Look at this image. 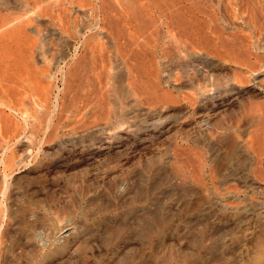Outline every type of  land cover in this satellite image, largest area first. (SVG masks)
Listing matches in <instances>:
<instances>
[{"label": "bare ground", "instance_id": "bare-ground-1", "mask_svg": "<svg viewBox=\"0 0 264 264\" xmlns=\"http://www.w3.org/2000/svg\"><path fill=\"white\" fill-rule=\"evenodd\" d=\"M109 103L121 116L112 127L117 132L93 137L95 144L90 136L84 145ZM174 109L184 111L190 129L164 151L173 164L198 165L175 208L160 207L163 201L145 206L136 232L121 222L87 231V212L74 226V213L64 221L53 212L61 196L43 184L49 173L68 170V181L93 186L104 172L80 160L70 164L76 154L115 150L118 163L126 161L129 145L155 137L142 124ZM225 115L231 123L224 132L214 120ZM225 142L228 159L217 169ZM126 174L110 177L100 191L110 203L102 209L140 196L137 174ZM96 194L89 203L99 200ZM192 195L199 202L186 209ZM210 202L229 215L230 227L264 212V0H0V264H22L25 253L26 264H233L239 252L217 246V227L208 229L215 239L206 231L210 213L199 219ZM193 220L201 225L196 236L187 227ZM63 223L69 227L51 239ZM154 241L162 250L135 256V245ZM263 262L260 254L254 264Z\"/></svg>", "mask_w": 264, "mask_h": 264}, {"label": "rangeland", "instance_id": "rangeland-1", "mask_svg": "<svg viewBox=\"0 0 264 264\" xmlns=\"http://www.w3.org/2000/svg\"><path fill=\"white\" fill-rule=\"evenodd\" d=\"M249 92H252V89H250ZM105 107H106V110L108 108L109 111H106V113H105V114H107L106 116H105V114L102 115V117L103 116H105V117L99 119V121L101 119H103V120H101V122L98 123V126H97L96 130L93 129L94 131L93 130L90 131L91 133L88 132L89 134L88 133L84 134V137H83V134H82V137H83L82 140L84 141V145H86L87 142H89L88 144L92 143V141L89 140L91 137H92L91 139H94L93 137H96V138L98 137V140H99V139H104L103 137L106 138L108 134L111 135L114 132H117L116 130L115 131L112 130V127L113 128L116 127L117 122L120 120L121 116L119 117V115H120L119 114V110H118V108L115 109L117 106H113V104H111V103L107 104V106L105 105ZM141 118L142 117H139L138 119L141 120ZM157 119L152 121L151 124L150 123L142 124V126L147 125V126H144V127H146L145 130L149 129L148 131H150L151 128L154 129V130H151L152 131L151 134L153 132H155L153 134L155 135L156 138L154 136H152L153 139H150V138H147L148 136H145L147 139L143 138V141L141 143H138V145H136L137 142L134 143V145L136 147L134 145H132V147H131V145H129L130 149H129V146L127 147V149L129 150V151L127 150V152L129 153V157H128L129 160L127 159L128 161L127 160L126 161L122 160L121 162L118 163V160H116L117 159V155L116 154L114 155L115 150H109V151L108 150H102L100 155L99 154L94 155L93 154L94 152L91 153V151L90 152L88 151V153H87V151H86L85 155L76 154V157H74L75 160L73 159L72 161L71 160L69 161L70 164H72L76 160L77 161L80 160L82 163L84 161V164H87V165H84V167L89 165L90 168L93 167L92 170L100 171V173L104 172L103 174H105V176L103 178H101L102 181H101V179L98 180L99 179L98 178V179H95V180H97V182L94 180V182H96L97 184L94 183L93 181L90 183L91 185L93 183L95 185H97V186H95L93 184V186L96 187V189L98 190L97 192H96L95 189H93L94 188L93 186L85 185L86 186L85 187L84 184L81 185L77 181L75 183L68 181L69 179L67 177H69L72 173L71 174H67L69 171L65 170V169H64L65 170L64 172L62 171L63 175H62L61 171H58V170H54L51 173H49V175L47 176V179H46L47 183L45 182L46 184L43 183L42 181H39V182L43 183L44 185H47V188H48V186L50 188L52 187L50 190H53L55 195H60L61 196V198H59V196H58L59 201L62 200V198L65 199L64 201L62 200L61 203L59 201H55V203H54V201H53V204H56V202L59 203L55 207L56 210L53 209V212L54 213L57 212L56 215H58V216L60 215V217L63 216V218H65L64 221L67 220L68 218L70 219V217L73 215L72 213H74L76 217L74 219H72V224L73 225L71 224V226H74L76 223H79L80 220L82 219L83 216L82 217H80V215L78 216V214H80V212L84 211L85 214L87 212L86 216L88 215V217H86V218L87 219L89 218V219L86 220L87 222H85V225L83 226V229L85 228V230H87V231H95V230L99 231V230H101L103 228V226H102V228H101L102 224H100V226H99L100 222H106V224L115 223L113 225H116L119 222H121V225H123L122 229H124L123 227L125 226L126 230H130V231L136 232L135 230H137V231L139 230V227H137L138 224L136 225V221H138L137 217H139L138 215H141L140 213H142L143 212L142 210L146 209L147 206L150 205V207H154V205L157 206V204H159V205L162 204V201H163V205H161L160 207H162L164 209L166 207L175 208L174 206H176L177 203L181 202V200H182V199H180L181 194H182V190L183 191L186 190V189H183V188L184 187L185 188L189 187L193 183V181L196 179L195 176H197V170H198V168H196V167H198V165H197L198 163L196 164L197 166H195L194 168L191 167L192 170H191V168H189V166L186 167L185 165H183V166H185V167H183L181 163H179L180 165L176 164V163L173 164L172 163L173 159L170 160L169 154L166 151H164V149L166 150L168 146H170V147L174 146V144L176 142L177 143L179 142V139L183 136V133H185V131H188L190 129V124H189L190 122L188 121L189 118L187 117V115H184V111L181 110V109H174L171 114H168V115L164 114V116L162 115L161 118L158 119L159 121ZM138 121L139 120L134 121V122H138ZM230 121H231V119L229 118L228 115H225L222 118H220V116H219L217 119L214 120V126L216 127L217 130L218 129H220V130L222 129L225 132L230 127V123H231ZM114 124H115V126H113ZM158 126L161 127L162 130L159 129ZM153 127H155V128H153ZM224 128H226V129H224ZM145 130H143V131H145ZM159 130H161V131H159ZM159 132L161 133L160 134L161 136L159 135ZM156 133H158V134H156ZM93 135H95V136H93ZM142 137H144L143 134H142ZM85 138L87 140H89V141L85 140ZM145 139H146V141H145ZM149 139H150V141H149ZM94 140L96 142L94 141L93 143L94 144L97 143V140L96 139H94ZM85 141H86V143H85ZM227 143H229V142H225L224 146L222 147V150H220L221 152L218 154L219 157H217V159H216L215 167L217 169L218 168L220 169V167H222L224 165V163H226V160L228 159L227 153H228L229 149L228 150L225 149V148H229V144H227ZM66 144H67V146H66L67 150L68 149L70 151H73V150L77 151L78 150V148L77 149L76 148L75 149H70L71 147H70L69 143H66ZM92 148L93 147H91V149ZM131 148H133V149H131ZM49 149H50L49 151H53L56 148H49ZM130 150H133L134 152L133 151L130 152ZM196 150L197 149L194 150V152H196L195 154H197V152H198ZM193 153H191V157H192ZM62 154H67V153H66V151H64V152H62ZM194 156L195 155H193V157L190 159L193 163L197 159V157H195L196 158L195 159ZM82 158H83V160H81ZM155 158H158V159H155ZM193 159H195V160H193ZM86 160H88V161H86ZM241 161H240L239 164H240V166L242 164L243 167H244L246 165V162L244 161V163H245L244 164V163H241ZM86 162H88V163H86ZM163 164L164 165L167 164V165L164 166ZM145 165L148 166L147 170L148 171L150 170L149 171L150 174L145 169V168H147V166H145ZM177 165H179V167ZM160 166H162V167H160ZM118 167H120V168H118ZM158 167L160 168L159 171H157ZM241 167H238V168L242 169ZM144 170H146L147 172L146 171L144 172ZM156 171H157V173H155ZM65 172H67V173H65ZM121 172L124 175H125V172H127L126 175H128L129 173L132 174V175H136L137 174L136 175L137 178L135 176H134L135 178H133V177L132 178L134 180L139 178V180H137L136 183H138V184L141 183L139 185H140V187H142V191L143 192L141 191V194L143 193V195L140 194V196H138V198H135L136 200H138L139 197H140V199H139L140 201L139 200L138 201H136V200L134 201V199H133V201H131L129 204H124V205L121 204V205L115 206L116 208L114 206H111V207H109L111 209V211L109 210V208H107V209L103 208L102 209V204L106 205V203L108 204L109 202H107L105 200V199H107L106 195H104V197L103 196H99V195H101L100 191L101 192H105V187L107 188V185L109 183H111L112 179L110 180V177L113 178L114 175L115 176H117V175L121 176ZM145 174H147V175L145 176ZM48 177L50 178L49 179L50 181L48 180ZM147 177H149V178H147ZM158 177L160 178V180L158 181V183H155L156 179L158 180ZM92 179H93V177H92ZM48 181H49V185H48ZM105 181H107V182H105ZM144 184H145V186L147 188L144 186ZM37 186H35V188L36 189H40V190L43 187V185H39L38 186L39 188ZM88 188L90 190H95V191H91V192L89 190V194L92 195V194L97 193L96 195L98 197H100L98 201L95 200L92 203H89L90 198H92V197L90 195H88V192L87 193L85 192L86 189H88ZM63 192L65 194H63ZM84 192H85V194H84ZM92 192H94V193H92ZM144 193H145V195L147 197L144 195ZM86 194H87V196H86ZM42 198H44V196L40 195L39 196V200L42 199ZM170 198L171 199L173 198V199L171 200ZM178 198L180 199V201H179ZM192 198L189 200V203H188L189 205L186 207V209H189L188 207H190V209L194 207L195 200H196L197 197L193 196ZM141 199H143V200H141ZM168 199H169V204H170V202L172 204L170 206L168 204ZM177 199H178V201H177ZM164 200H166L167 203ZM44 201H45V199L40 200L39 202L42 203V205H43V204H45ZM102 201H104L105 203L102 202ZM175 201L177 203H175V205H174ZM222 201H224V204L228 203V201H226L225 199H223ZM23 202H24V205H27L26 204L27 202H25V200ZM39 202H38V204H40ZM197 202H199V201H197ZM220 204H223V202L220 203ZM208 205H210V206L212 205L211 206L212 208L209 207V208H211L210 209L211 212H209L210 211L209 209L207 211L205 210V212H208V213L203 212V214H205V215H203L202 213H201L202 215L199 214V219L202 217L200 220H203L204 217L206 216V214L208 216L209 213H210V215L207 218L211 217L209 220H211V219L212 220L210 221L211 224H207L208 228L206 229V231L208 232V234L211 235L210 238H212V239L216 238L217 239L216 240L218 242L217 246H219V243H221L222 246L225 245V247L223 246L224 248L228 249L230 247L228 249L230 251L228 253V255L236 254V253L239 252V254H236L234 256V263L233 264H254L255 260L260 256V254L264 255V212H261V215L259 214L260 212L257 213L258 215L257 214L249 215V216L246 217V221L245 220H244V222L241 221L242 223L239 222L238 225L236 224L237 226L233 225L234 227L231 226L232 227L231 228L229 226V224L231 225V223H230L231 218L229 217L228 214L226 215L225 213H224L225 214V216H224L223 211L221 210L222 211L221 212L220 209L218 207H216V206H219V204L218 205L216 204V206H215V204L213 205V202H210V204H208ZM129 207H130L131 210L129 209ZM95 208H97V209H95ZM115 209H116V211H114ZM215 209L217 211V213H216L217 216L215 214ZM213 211H214V213L212 214ZM220 213L223 216L220 215ZM214 214H215V216H214ZM65 215H66V217H64ZM136 215H137V217H136ZM213 216L218 218V219L213 218ZM248 217H250V218H248ZM172 218H173V220L170 221V223L172 222L171 224L178 223L179 220L182 218V212H181L180 215L177 214V215H174V217L172 216ZM135 219H137V220H135ZM199 219H198V221H199ZM205 219H206V217H205ZM217 220H218V222H217ZM191 222L192 223L188 224L187 227H188V229H190L191 232L194 233V234L193 233L192 234L194 236H196L198 231L201 229V225L199 223H196L194 220L191 221ZM63 224H62V227H61L60 230L59 229H55L54 230V232H55L54 235L55 236L51 237V239H53V238L55 239V237L56 238H60L61 237V232L64 233V231L69 227L68 224H65V223H63ZM222 224H224V225H222ZM209 226L210 227L213 226V227H211V229H210ZM225 226L226 227L229 226L230 228H228V229L226 228L225 229ZM215 227H217V228H215ZM212 228H215V230L214 229L213 230L216 231V232H214V235L212 233V231H213ZM208 229L212 230V231L209 232ZM219 229L222 232L219 231ZM229 229H231V230H229ZM223 230H224V232H223ZM245 233H247V234H245ZM212 235L215 238H213ZM219 235H220V237H219ZM194 236H191V238L194 237ZM219 239H220V241H219ZM161 245H163V243L161 241L151 242L150 246H148V244L146 245V244H142V243L141 244H137L134 247L133 253L135 254V256L138 255V257L140 256V257L147 258L148 254L150 255V254L156 253V251L158 252V251L162 250L163 246H161ZM151 248H153V249H151ZM26 257H27V254L26 253L23 254L22 259H21V263L22 264H26L28 262V259H27L28 257L27 258ZM261 264H264V262L261 263Z\"/></svg>", "mask_w": 264, "mask_h": 264}]
</instances>
